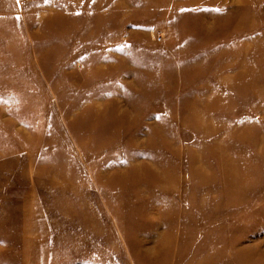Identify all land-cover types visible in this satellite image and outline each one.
Segmentation results:
<instances>
[{"label":"rangeland","instance_id":"rangeland-1","mask_svg":"<svg viewBox=\"0 0 264 264\" xmlns=\"http://www.w3.org/2000/svg\"><path fill=\"white\" fill-rule=\"evenodd\" d=\"M0 264H264V0H0Z\"/></svg>","mask_w":264,"mask_h":264},{"label":"snow or ice","instance_id":"snow-or-ice-1","mask_svg":"<svg viewBox=\"0 0 264 264\" xmlns=\"http://www.w3.org/2000/svg\"><path fill=\"white\" fill-rule=\"evenodd\" d=\"M217 11H220V9H217Z\"/></svg>","mask_w":264,"mask_h":264}]
</instances>
